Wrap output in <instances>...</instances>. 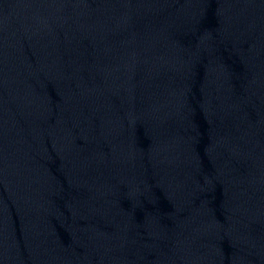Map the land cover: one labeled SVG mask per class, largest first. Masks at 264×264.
<instances>
[{
    "label": "water",
    "instance_id": "95a60500",
    "mask_svg": "<svg viewBox=\"0 0 264 264\" xmlns=\"http://www.w3.org/2000/svg\"><path fill=\"white\" fill-rule=\"evenodd\" d=\"M0 34L121 108L264 233V0H0Z\"/></svg>",
    "mask_w": 264,
    "mask_h": 264
}]
</instances>
